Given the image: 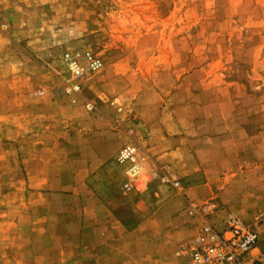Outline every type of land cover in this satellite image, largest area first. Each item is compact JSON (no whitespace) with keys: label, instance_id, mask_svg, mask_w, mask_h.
Here are the masks:
<instances>
[{"label":"rangeland","instance_id":"rangeland-1","mask_svg":"<svg viewBox=\"0 0 264 264\" xmlns=\"http://www.w3.org/2000/svg\"><path fill=\"white\" fill-rule=\"evenodd\" d=\"M50 6L25 33L0 14V264H190L188 202L264 214V0ZM74 51L102 68L69 95ZM127 144L156 178L131 181Z\"/></svg>","mask_w":264,"mask_h":264},{"label":"built area","instance_id":"built-area-1","mask_svg":"<svg viewBox=\"0 0 264 264\" xmlns=\"http://www.w3.org/2000/svg\"><path fill=\"white\" fill-rule=\"evenodd\" d=\"M63 61L70 75L71 83L64 89L69 95L79 94L81 79L102 68V61L90 52H66ZM117 161L128 166L127 173L133 183L143 178H156L154 172L144 171L139 149L134 144L121 148ZM159 180L179 191L180 184L176 180L164 175H160ZM186 212L190 217L197 218L200 226L189 247L190 264H262L252 253L264 239V214L253 223H247L231 212L220 216L218 208L194 202H188ZM218 217L221 219L219 223L212 221Z\"/></svg>","mask_w":264,"mask_h":264},{"label":"crops","instance_id":"crops-1","mask_svg":"<svg viewBox=\"0 0 264 264\" xmlns=\"http://www.w3.org/2000/svg\"><path fill=\"white\" fill-rule=\"evenodd\" d=\"M59 2H62V0H0V14L3 13L5 19L8 21V28L14 29L13 30L14 32L17 31V32L25 33V32H27L26 27H29V24L32 22V20L34 18H36V20H40L43 17V19H44V17L46 16V13H48V12L50 13V11H51L50 4L51 3L58 4ZM47 5H49L50 10L47 9V7H48ZM56 8H58L57 5H56ZM11 36H12L13 40L16 41V38H14L13 35H11ZM78 135H79V133L76 132L73 135V139L76 140L78 138ZM69 143H70L69 145L67 143H64L63 148H69L70 145L71 146L73 145V144H71V142H69ZM73 146L75 148H77L76 144H74ZM89 155H90V160H92L93 158H96L95 152H93L91 149H90ZM92 164H91L92 168H90V171H93L94 168L96 170L97 165L92 166ZM64 171H67V172L65 173ZM72 173H74L75 179H77V177L80 176L78 179L82 180L84 178V176H83V173H84L83 163L78 162L75 169L72 170V172H70V170H63L62 171V174L64 176H66L68 179H72L71 178ZM152 181L149 182L148 185H150V183L151 184L152 183L158 184L160 182L159 178H158V180H152ZM165 186L171 188L168 185H165ZM132 193L136 194L137 192H132ZM169 201L171 202L170 204L175 202V200H171V199ZM163 204H166V203H163ZM184 205H185V201H184ZM160 206H162V204ZM182 207H183V205H182ZM184 208H185V206H184ZM153 215L154 216H152V218H154V219L159 217V215L157 216V211L154 212ZM140 224H142V223H140ZM196 225H197V230H196L195 236L197 235L198 229L200 227L199 224H196ZM195 236H194V238H195Z\"/></svg>","mask_w":264,"mask_h":264}]
</instances>
